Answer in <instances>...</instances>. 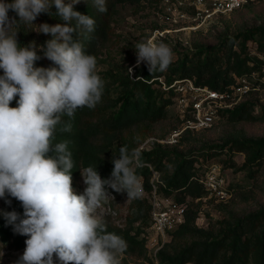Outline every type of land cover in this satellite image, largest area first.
Segmentation results:
<instances>
[{"label": "trees", "instance_id": "1", "mask_svg": "<svg viewBox=\"0 0 264 264\" xmlns=\"http://www.w3.org/2000/svg\"><path fill=\"white\" fill-rule=\"evenodd\" d=\"M128 1L136 0L106 2L108 11L105 13H99L92 0L83 5H74V10L90 15L96 20L93 32L78 29L75 38L83 44L87 54L96 57L97 62L100 45L107 41L112 33L109 19L115 12V5ZM5 2L11 3L12 0ZM252 5L253 3L242 9ZM50 12L53 15L41 13L33 24L19 25L18 42L22 46L34 44L40 57L34 62L35 67L53 66L40 50L51 36L38 32V25L65 23L54 15V5ZM8 15L20 21L15 12L10 10ZM72 23L74 26L75 21ZM250 41L257 45L258 54L262 55V58L257 55L251 57L246 52ZM237 46L240 47L239 52L235 50ZM190 55L172 61L164 72L155 71L150 74L143 62L137 63L133 68L132 77L128 69L122 71L116 67V71L109 70L101 77L104 81L101 101L92 109L85 107L78 109L72 117H62L61 124H58L54 131L52 143L54 146L59 142H67L75 165L72 170L73 189L81 177L80 170L88 166H96L102 179L110 178L114 167L112 159L119 156L120 146L127 145L130 150H137L148 139L166 138L178 128L180 116L176 119L177 124L165 134H153L154 127L165 121L168 107L176 103L175 97L178 96L173 89L164 90L159 79H163L167 87L174 81L190 80L196 87L225 91L237 84L233 74L242 78L261 72L264 68V27L248 28L232 37H225L219 46L197 45ZM2 74L0 70V75ZM253 94V91L249 92L233 109L221 111L220 120L226 118L231 123L261 121L264 118V110L260 117L255 115L257 104L249 100V96ZM18 99H14L10 106L16 107ZM69 123L71 131H63L64 126ZM216 124L198 134L212 130ZM194 134L196 135L186 133L173 147L158 146L149 152L140 153V164L143 167L136 168V173L144 179L141 180L143 189L146 192L153 190L150 184L152 173L146 165L149 164L160 173V181L166 188L160 187L159 192L165 198L175 196L176 202L189 203L184 225L171 234L170 243L158 254L159 264H264V207L243 215L223 207V219L207 229L198 226V209L195 206L198 207L200 201L207 198L209 193L198 181L200 173L196 167L197 159L190 154H184L178 148ZM208 150L212 152L209 157L243 154L245 162L241 167H237L232 159L227 162L226 167L236 171L254 173L264 167V137H231L221 144L210 145ZM169 164L173 167L171 172L167 171ZM108 188L110 191V187ZM112 194L117 198L127 197L126 192L118 193L112 190ZM130 200L132 212L129 223L131 226L138 224L136 229L120 231L106 227L107 231L119 234L126 241L124 254L143 256L151 260L147 256L145 241L140 239L141 233L150 224L151 205L147 199ZM10 201L9 212L14 210L22 217L23 208L20 202L12 197ZM26 239V236L15 233L12 226L6 225L0 216V247L6 245L20 251L26 247ZM121 264L128 263L121 261Z\"/></svg>", "mask_w": 264, "mask_h": 264}, {"label": "clouds", "instance_id": "2", "mask_svg": "<svg viewBox=\"0 0 264 264\" xmlns=\"http://www.w3.org/2000/svg\"><path fill=\"white\" fill-rule=\"evenodd\" d=\"M79 2L0 0V198L10 196L23 208L22 217L14 210L0 211V216L15 233L27 237L15 264H121L126 241L107 231L98 210L114 199L106 186L126 192L128 199L143 195L136 149L119 147L108 179L101 178L96 166L80 170L86 188L77 195L67 142L52 143L62 117L94 108L104 89L96 57L87 54L75 38L78 29L91 33L96 25L92 16L74 10ZM92 4L99 13L108 11L106 0H92ZM53 5L54 15L65 23L38 25V32L51 36L40 50L53 66L35 67L40 57L34 44L18 42L19 25L33 24L41 13L53 15ZM10 10L19 22L9 17ZM134 47L137 63H145L150 74L166 71L173 61L172 49L163 42L147 39ZM17 97V106L11 107ZM63 131H71V124Z\"/></svg>", "mask_w": 264, "mask_h": 264}, {"label": "rangeland", "instance_id": "3", "mask_svg": "<svg viewBox=\"0 0 264 264\" xmlns=\"http://www.w3.org/2000/svg\"><path fill=\"white\" fill-rule=\"evenodd\" d=\"M90 1L87 0V2ZM112 1L115 0H106V2ZM68 2L69 0H65V3ZM85 3L86 0H80L75 5ZM207 9V4L203 3L201 5L194 0H136L135 2L117 3L114 7L115 12L109 19L112 33L109 39L100 45L98 51L97 70L99 75L102 77L109 70L116 71V67L122 71L125 69L133 71V68L137 65V52L134 46L138 42L147 39L155 37L154 41L156 43L163 42L167 44L173 51V61H176L190 55L197 45L219 46L221 40H224L225 37H232L248 28L264 27V0L255 2L251 7L234 12L231 15H214L211 18H205L204 12ZM181 15L185 16L181 18ZM156 34L157 36H155ZM235 50L239 52L240 47H235ZM246 52L251 57L257 55L262 58V55L258 54L257 45L252 41L248 43ZM263 73L264 68L261 72L243 76L252 87L257 89L253 91V95L249 96V100L257 104L255 115L259 117L262 115V110H264ZM232 76L237 84L241 83L238 75L233 74ZM183 94L175 97L177 99L176 103L168 107L167 118L163 123H159L154 127L153 134H165L177 124L176 119L180 116L179 110L195 99L190 93L184 92ZM183 97H185V101L180 102ZM216 123L212 130L202 134L196 133V135L191 136L189 141H185L178 147L184 154H190L197 159L196 167L199 168L200 175L203 174L208 165L220 164L223 167L229 189L233 192V201L231 199L228 203L218 204L205 198L200 201L198 207L195 206L198 209L197 224L200 228L205 229L223 219V207L239 215L264 207V167L254 173L251 171H236V169L226 167L227 162L232 159L237 167H241L245 162L243 154L208 156L212 154L208 150L210 145L221 144L228 138L264 137V118L255 123H231L226 118L220 120L219 117ZM146 165L149 166L150 171L154 169L151 165ZM141 167H143L142 164L137 168ZM172 169V165L169 164L167 171L171 172ZM141 180L144 181L143 178ZM153 183L156 185L157 182L151 174L150 184ZM85 188L86 185L81 176L74 191L77 195L83 194ZM106 188L109 189L108 186ZM157 191L158 196L164 197L159 192L158 185ZM108 192L114 199L110 198L98 210V215H100L106 227L120 231L135 230L138 224L131 226L129 223L132 212L131 200L125 196L121 198H117L116 195L113 196L111 188ZM174 197L172 196L171 199L175 200ZM140 198L147 199L150 205L152 191L146 192L143 189V195ZM6 199L10 200V197L0 198V211L9 212V203H6ZM144 235L145 229L140 236V239L145 241ZM24 249L16 251L9 246H1L0 264H15L23 254ZM146 251L148 258H150L147 249ZM119 258L128 264H155L152 260H147L143 256H128L123 253Z\"/></svg>", "mask_w": 264, "mask_h": 264}, {"label": "built area", "instance_id": "4", "mask_svg": "<svg viewBox=\"0 0 264 264\" xmlns=\"http://www.w3.org/2000/svg\"><path fill=\"white\" fill-rule=\"evenodd\" d=\"M194 1L201 5H203V3L207 4L208 9L204 12L205 18H211L214 15H231L246 5L262 0ZM184 16L185 15H181V18ZM155 36H157V34ZM154 38L152 39L153 41ZM130 72L132 77L133 71ZM240 79L241 83L231 86L225 91H215L196 87L190 80L174 81L171 86L167 87L164 80L159 79L164 90L173 89L178 95L187 92L193 95L195 99L192 103L183 106V108L179 110L181 124L176 130L163 139H148L137 151L139 153L149 152L158 146L163 148L173 147L177 145L188 132L199 133L212 128L220 117L221 111L233 109L242 101L245 95L251 91L257 90L243 77ZM184 98L185 97H183L180 102H184ZM151 172L157 183L156 185L154 183L152 184L150 224L149 227L145 229L144 238L150 259L155 264H159V252L171 241V234L184 225L186 221L188 203H178L171 198L158 196L157 185L158 188H166V186L160 181L159 172L154 169H152ZM198 181L208 191L209 196L207 198L213 200L215 203H228L233 197V192L229 189L223 167L219 164L210 165L205 172L200 175Z\"/></svg>", "mask_w": 264, "mask_h": 264}]
</instances>
